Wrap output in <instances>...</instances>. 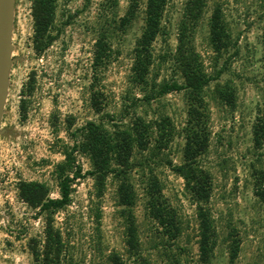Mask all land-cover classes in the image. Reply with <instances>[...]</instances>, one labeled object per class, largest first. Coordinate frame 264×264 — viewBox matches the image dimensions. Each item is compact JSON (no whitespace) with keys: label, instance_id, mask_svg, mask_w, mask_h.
Returning <instances> with one entry per match:
<instances>
[{"label":"rangeland","instance_id":"1","mask_svg":"<svg viewBox=\"0 0 264 264\" xmlns=\"http://www.w3.org/2000/svg\"><path fill=\"white\" fill-rule=\"evenodd\" d=\"M187 0H168L163 25L166 36L152 46L150 78L155 83L182 81L171 55L177 45V27ZM33 0H14L12 23V66L8 96L0 125V264H40L29 250V241L44 240V216L22 202L17 186L21 181L43 183L48 198L60 196L56 165L63 160L65 147H72L70 132L88 121L98 122L108 114L113 121L104 123L130 125L136 117L146 121L166 117L174 127V137L167 149L159 151L150 143L152 173L162 187V194L182 219L183 233L167 244L161 229L147 217L145 175L134 168V204L130 208L138 231L139 254L149 264H162L165 255L178 249L183 264H197L198 222L195 205L184 189V181L171 171L166 161L182 164L183 128L187 116L183 92H172L153 100L141 101L144 92L131 82L133 49L143 25V7L138 17L123 33L113 36L114 56L101 71L98 89L103 93V110L90 108L91 61L97 31L107 14L105 0H57L52 36L55 40L41 53L33 46ZM204 16L194 33V47L208 76L222 70L219 83L229 82L236 92V106L229 110L213 99L216 82L207 87L210 146L200 157L210 173L212 194L209 207L216 229V247L209 264H230L227 235L235 229L241 240L233 264H264V201L255 196L258 172L264 184V145L254 149L252 125L258 109L264 111V57L262 29L264 0H206ZM129 0H117L115 21L121 18ZM220 6L230 27L235 46L218 57L209 44L207 21L214 7ZM106 16V17H105ZM34 77L33 92L28 98L25 119L20 101L24 85ZM68 119L74 124L67 130ZM53 124V125H52ZM54 125L57 131L54 130ZM148 157L149 151L134 152L135 161ZM84 177L72 182L70 204L53 214V226L64 244L60 264H113L116 254L122 264H141L126 245V225L118 205L119 181L108 177L100 199L95 196L94 179L87 157L75 155ZM99 214V222H96Z\"/></svg>","mask_w":264,"mask_h":264},{"label":"trees","instance_id":"2","mask_svg":"<svg viewBox=\"0 0 264 264\" xmlns=\"http://www.w3.org/2000/svg\"><path fill=\"white\" fill-rule=\"evenodd\" d=\"M57 0H33L32 19L34 27L33 46L37 54L50 46L56 37L52 36L55 23V11ZM107 8L112 10V16L107 14L103 25L97 31V37L93 45L91 61L90 84V108L101 114L103 93L97 88L100 83V74L110 64L114 51L110 39L118 33H123L138 17L141 6L143 7V25L140 36L136 39L133 49V65L131 68V82L138 86L144 95L141 99L150 105L153 100L164 97L172 92H183L187 106V121L183 128L184 147L182 149V164L174 165L166 161L171 171L184 181V189L190 200L195 205L196 219L198 222L197 264H209L216 247V229L214 219L209 207L212 194V181L210 173L203 167L200 157L204 155L210 146V132L208 129L209 103L207 87L211 82H216L213 99L229 110L236 106V92L229 82L219 83L218 78L222 70L212 78L207 75L203 64L197 54L193 39L196 27L204 16L207 6L206 0H187L180 22L177 27V45L171 55L174 68L181 78L171 82L155 83L151 76L153 64L152 46L158 37L166 36L162 23L163 15L168 0H129L127 9L121 18L115 21L113 10L117 6V0H105ZM209 44L214 54L218 57L235 46L230 34V27L225 19L220 6L213 8L207 21ZM262 50L264 57V26L262 29ZM35 80L31 75L24 85L23 99L20 101L21 118L25 119V109L28 98L33 92ZM113 121L108 114L101 116L98 122L88 121L82 127L70 132L73 140L72 147H65L62 153L63 160L56 165L57 186L59 198H48V188L43 183L36 181H21L18 186V196L22 202L32 209H37L44 216V240L41 250L40 242L36 239L29 241V250L35 261L40 264H60L64 244L60 232L53 226V214L64 210L70 204L72 182L84 177L82 168L76 164L75 155L87 157L92 165V170L86 174L93 177L95 196L100 199L108 177L119 181L118 205L123 207L120 215L126 225V245L130 253L140 259L141 264H149L139 254L140 241L135 226V219L130 210L134 204V185L131 183L130 172L138 168L143 174L148 171L145 182V195L147 217L154 221L161 229V236L167 244L176 241L183 233L182 219L175 208L162 194V187L157 177L153 175L151 157H154L150 143L154 140L156 149H167L174 137V127L166 117L159 120L146 121L142 117H136L130 125L120 127L113 125L110 130L104 123ZM74 124V119H68L67 130ZM53 125V124H52ZM54 130L57 131L56 125ZM252 142L254 149H260L264 145V111L258 109L255 121L252 125ZM143 153L149 151L148 157H142L141 161L133 160L134 152ZM145 175V174H144ZM258 183L255 187V196L264 201V184L262 173L258 172ZM96 222H99V214H96ZM229 245L227 247L228 260L233 264L240 251L241 240L235 229H231L227 235ZM175 254L165 255L162 264H183L180 255L184 249H178ZM113 264H122L119 257L113 254L109 257Z\"/></svg>","mask_w":264,"mask_h":264},{"label":"water","instance_id":"3","mask_svg":"<svg viewBox=\"0 0 264 264\" xmlns=\"http://www.w3.org/2000/svg\"><path fill=\"white\" fill-rule=\"evenodd\" d=\"M14 0H0V125L8 96L12 66V23Z\"/></svg>","mask_w":264,"mask_h":264}]
</instances>
